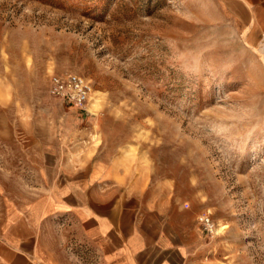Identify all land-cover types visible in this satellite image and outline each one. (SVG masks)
Segmentation results:
<instances>
[{
  "label": "rangeland",
  "instance_id": "1",
  "mask_svg": "<svg viewBox=\"0 0 264 264\" xmlns=\"http://www.w3.org/2000/svg\"><path fill=\"white\" fill-rule=\"evenodd\" d=\"M232 14L228 0H0V201L41 192L58 158L102 155L128 202L195 225L204 264H264V35ZM70 72L92 84L82 106L49 92Z\"/></svg>",
  "mask_w": 264,
  "mask_h": 264
},
{
  "label": "crops",
  "instance_id": "2",
  "mask_svg": "<svg viewBox=\"0 0 264 264\" xmlns=\"http://www.w3.org/2000/svg\"><path fill=\"white\" fill-rule=\"evenodd\" d=\"M228 7L249 34L264 35V0ZM57 163L41 192L2 196L0 264H204L195 225L168 216L166 205L128 202L134 191L120 186L127 176L114 159Z\"/></svg>",
  "mask_w": 264,
  "mask_h": 264
},
{
  "label": "built area",
  "instance_id": "3",
  "mask_svg": "<svg viewBox=\"0 0 264 264\" xmlns=\"http://www.w3.org/2000/svg\"><path fill=\"white\" fill-rule=\"evenodd\" d=\"M49 92L53 96L82 106L90 98L92 84L86 77L77 73H57L51 76ZM199 221L205 230H215V223L209 214L200 215Z\"/></svg>",
  "mask_w": 264,
  "mask_h": 264
}]
</instances>
